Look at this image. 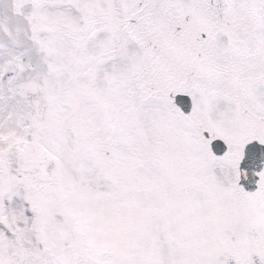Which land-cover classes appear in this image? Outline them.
Here are the masks:
<instances>
[{
	"label": "snow or ice",
	"instance_id": "obj_1",
	"mask_svg": "<svg viewBox=\"0 0 264 264\" xmlns=\"http://www.w3.org/2000/svg\"><path fill=\"white\" fill-rule=\"evenodd\" d=\"M0 264H264V0H0Z\"/></svg>",
	"mask_w": 264,
	"mask_h": 264
}]
</instances>
